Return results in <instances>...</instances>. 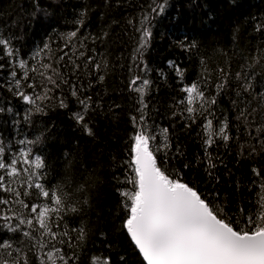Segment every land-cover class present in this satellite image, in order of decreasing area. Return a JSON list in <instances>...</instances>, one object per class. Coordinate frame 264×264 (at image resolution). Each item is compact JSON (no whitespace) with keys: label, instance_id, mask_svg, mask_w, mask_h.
<instances>
[{"label":"snow or ice","instance_id":"1","mask_svg":"<svg viewBox=\"0 0 264 264\" xmlns=\"http://www.w3.org/2000/svg\"><path fill=\"white\" fill-rule=\"evenodd\" d=\"M112 2L105 0V6ZM34 7L42 16L49 15L35 0ZM167 7L168 0H152L138 20H127L139 33L127 82L129 93L136 95L137 106L136 115L130 116V158L121 165L123 178L112 177L119 197L112 209L113 232L127 239L141 264H264V165L251 168L245 194L233 202L234 210L219 192L205 193L184 182L180 171L166 167L170 153L171 158H178L183 151L178 142L173 147L169 127L151 121L145 97L150 94L153 81L148 77L143 55L152 40V21L162 16ZM87 16L85 6L74 19V30L60 34L64 41L59 46L61 55H52L50 44L45 43L32 54L34 63L18 56L12 36L0 33V59L7 57L6 64L0 63V73L7 67L0 89L31 106L23 116L26 124H31L33 115H46L54 98L59 107L66 108L65 99L55 97V93L67 87L80 106L72 118L88 136H94L89 113L102 109V105L99 100L93 101L89 92L91 79L85 85L83 78L94 77L102 83L108 64L105 58L89 52L87 42L95 43L96 37L80 32ZM253 31L264 33V21L257 20ZM179 46L188 53L198 49L195 41H182ZM262 61L264 48H257L250 59H245L233 85L229 84L230 73L223 68L213 82L203 58L199 79L184 84L186 69L169 61L184 94L176 104L178 114L185 129L193 125L200 128L203 157H197V161L210 181L219 182L216 169L223 161L214 151L220 146L234 145L238 158H264ZM229 88L233 90L230 107L222 111L221 98ZM4 112L11 113V107H0V113ZM172 115L175 117L177 112ZM46 131L41 130L32 138L25 135L14 143L0 137V264H81V255L93 234L94 223L85 217L102 181L78 176L82 170L65 154L60 179L49 184V164L36 151ZM183 167L188 168V164ZM240 187L237 181L235 191L239 192ZM99 236L107 238L104 232ZM111 249L112 245L106 244L99 252L88 254L87 264H128L125 255L114 262Z\"/></svg>","mask_w":264,"mask_h":264},{"label":"trees","instance_id":"2","mask_svg":"<svg viewBox=\"0 0 264 264\" xmlns=\"http://www.w3.org/2000/svg\"><path fill=\"white\" fill-rule=\"evenodd\" d=\"M35 2L47 9V17L36 12L34 0H0V33H8L13 37L18 56L29 63H34L32 54L45 43L50 44L52 55L59 56L62 54L59 46L64 42L60 34L74 30V19L87 6L88 16L80 32L91 33L96 37L95 43L87 42L89 52L98 54V58H105L108 69L102 83H98L94 77H85L83 80L86 85L91 79L89 92L93 101L99 100L102 109L89 113V126L94 136H88L72 118V113L79 111L80 106L68 88L64 87L63 92L56 91L55 97L62 96L68 106L59 107L58 99L54 98L46 109L47 114L33 115L28 125L23 116L31 106L0 89V107L12 109L11 113H0V137L14 143L25 135L32 138L47 129L36 151L49 164V184H55L60 179L59 172L65 154L76 168L82 170L77 172L78 176H91L93 180L102 181L99 194H93L94 205L85 217L86 221L94 223V230L88 239L86 252L81 255V264H87L88 254L99 252L106 244L112 245L114 262H118L120 255H125L128 264H141V258L131 250L127 239L113 232L112 209L119 197L112 177L117 175L123 178L124 169L121 165L130 158V116L136 115L137 106L136 95L129 93L127 82L132 64L131 53L136 47L139 33L127 24V20H138L152 0H119L118 5L113 0L108 7L105 6V0ZM257 20L264 21V0H168L164 14L152 21V40L143 55L149 68L148 77L153 81L152 90L145 97L151 121L161 127H169L173 147L178 142L183 151V156L178 158H171L170 153L166 167L173 172L180 171L184 182L197 186L205 193L219 192L233 210V202L245 194L251 168L264 165V158L255 161L238 158L234 145L229 148L220 146L214 151V155L218 153L223 161L216 169L219 182L208 179L202 164L197 161V157H203L198 136L200 128L197 125L190 129L184 128L178 114L180 109L176 106L184 95L180 91L182 85L169 67V61L186 69L184 84L199 79L202 74L200 60L203 58L213 82L218 70L223 68L226 73H230L229 84L233 85L235 75L242 70L245 59H250L257 48H264V33L253 31ZM105 32L107 36H104ZM182 41H195L198 49L193 53L185 52L179 46ZM0 63L6 64L7 57L0 59ZM6 72L7 67L4 73H0V80L5 78ZM257 80H260L259 76ZM27 91L31 92V89ZM232 96V88L227 89L221 98L222 111L230 107L229 99ZM116 104L120 107H114ZM173 112H177L175 117ZM17 120L18 124L15 123ZM184 164H188V168L185 169ZM237 181L241 185L239 192L235 191ZM100 232L106 233L107 238H101Z\"/></svg>","mask_w":264,"mask_h":264}]
</instances>
